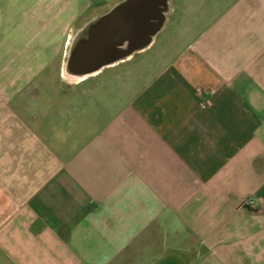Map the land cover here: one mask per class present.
<instances>
[{"label": "crops", "instance_id": "1", "mask_svg": "<svg viewBox=\"0 0 264 264\" xmlns=\"http://www.w3.org/2000/svg\"><path fill=\"white\" fill-rule=\"evenodd\" d=\"M122 1L0 0V264H264V0H165L66 73Z\"/></svg>", "mask_w": 264, "mask_h": 264}, {"label": "water", "instance_id": "2", "mask_svg": "<svg viewBox=\"0 0 264 264\" xmlns=\"http://www.w3.org/2000/svg\"><path fill=\"white\" fill-rule=\"evenodd\" d=\"M157 1L153 5L152 0H124L102 15L103 20L91 25L88 31H107L104 54L98 56V49L84 45L78 37L70 44L65 72L74 77L90 75L102 66L121 60L147 45L164 19L165 0ZM155 7L156 11L152 12ZM116 20L123 22L118 30L112 26Z\"/></svg>", "mask_w": 264, "mask_h": 264}, {"label": "built area", "instance_id": "3", "mask_svg": "<svg viewBox=\"0 0 264 264\" xmlns=\"http://www.w3.org/2000/svg\"><path fill=\"white\" fill-rule=\"evenodd\" d=\"M245 206H248V207H254L253 205V200L252 199H247L246 201H244L243 203Z\"/></svg>", "mask_w": 264, "mask_h": 264}]
</instances>
